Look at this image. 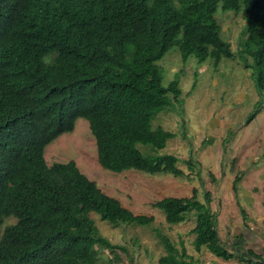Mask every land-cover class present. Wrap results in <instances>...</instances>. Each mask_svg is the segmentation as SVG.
Returning <instances> with one entry per match:
<instances>
[{
	"label": "trees",
	"instance_id": "1",
	"mask_svg": "<svg viewBox=\"0 0 264 264\" xmlns=\"http://www.w3.org/2000/svg\"><path fill=\"white\" fill-rule=\"evenodd\" d=\"M218 7L243 12L236 53L221 36ZM172 47L199 63L236 55L260 96L246 122L255 117L264 102V0H0V264H99L103 249L128 255L90 213L113 225L154 217L106 194L74 160L48 165L44 150L85 118L102 168L184 175L176 154L159 152L176 133L153 127L181 103L178 77L165 85L157 64ZM185 162L193 170V159ZM210 202L208 191L204 201L194 191L152 205L170 224L194 217L196 251L260 264L252 250L221 242ZM155 233L165 249L158 264H199L183 243Z\"/></svg>",
	"mask_w": 264,
	"mask_h": 264
},
{
	"label": "rangeland",
	"instance_id": "2",
	"mask_svg": "<svg viewBox=\"0 0 264 264\" xmlns=\"http://www.w3.org/2000/svg\"><path fill=\"white\" fill-rule=\"evenodd\" d=\"M221 36L236 53L240 32L245 24L243 12L216 11ZM163 83L178 77L181 103L174 109L162 110L153 119V127L161 126L176 133L159 152L176 154L182 176L147 174L135 169L113 172L97 162L96 145L88 121L78 118L73 131L50 142L44 150L48 165L74 160L78 168L106 194L120 200L136 214L152 215L151 224L113 225L90 213L99 232L113 243H120L128 255L116 260L109 249L99 253V264H158L165 253L155 231L166 234L178 247L183 243L199 264H250L237 256L223 260L205 247L196 251L193 245L194 217L177 224L165 221L163 212L152 205L166 196H191L204 201L211 196L210 207L217 216V230L222 243L234 251L252 250L264 264V102L255 117L259 99L250 70L237 56L223 57L218 64L212 59L199 63L194 56L183 60L177 47L169 49L157 62ZM182 122L185 123L183 126ZM143 150L146 147L138 145ZM148 148V146H147ZM191 157L194 168L186 160ZM241 175L234 188L236 175ZM244 210L246 218H243ZM6 218L5 223H13ZM111 259V260H109Z\"/></svg>",
	"mask_w": 264,
	"mask_h": 264
}]
</instances>
